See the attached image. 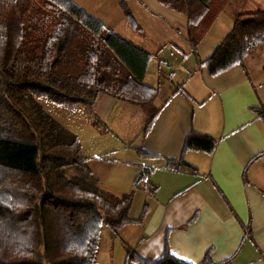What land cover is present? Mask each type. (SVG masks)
<instances>
[{
    "label": "trees",
    "instance_id": "16d2710c",
    "mask_svg": "<svg viewBox=\"0 0 264 264\" xmlns=\"http://www.w3.org/2000/svg\"><path fill=\"white\" fill-rule=\"evenodd\" d=\"M159 1L187 16L193 47L229 2ZM120 4L139 29L127 1ZM260 44L264 9L246 10L200 64L218 75L244 65ZM152 58L72 0H0V264H96L104 227L118 236L124 226L144 220L148 204L133 218L135 191L116 195L103 189L80 137L39 99L92 108L100 95H108L137 104L148 115L145 135L160 112L156 100L162 81L158 86L145 81ZM159 72L162 77L164 70ZM253 110L264 123V106ZM216 146L214 136L193 130L181 156L167 159V166L196 170L185 154L212 153ZM137 151L144 158L157 156L141 147ZM72 168L76 172L69 175ZM152 169L144 168L135 182L149 178ZM128 249L129 260L137 264H191L168 249L158 260ZM201 264L218 263L208 253Z\"/></svg>",
    "mask_w": 264,
    "mask_h": 264
},
{
    "label": "crops",
    "instance_id": "0c3cea01",
    "mask_svg": "<svg viewBox=\"0 0 264 264\" xmlns=\"http://www.w3.org/2000/svg\"><path fill=\"white\" fill-rule=\"evenodd\" d=\"M72 1L125 38L159 51L156 74L149 84L148 70L145 81L151 86L162 81L160 112L145 135L148 115L137 104L100 95L86 115L93 124L95 118L102 121L94 125L103 130L98 136L106 137L90 149L80 138L100 186L116 195L134 190L133 218L149 206L142 222L124 226L118 236L103 228L96 264H137L129 260L128 247L152 260L168 249L191 264H201L208 253L218 264H264V123L253 110L264 106V44L244 65L218 75L200 64L232 29L237 14L264 9V0H245L241 6L229 0L196 47L187 37V16L159 0H126L139 29L128 22L121 0ZM193 130L214 136L215 150L185 154L196 170L169 168L167 159L181 156ZM138 147L157 156L141 157ZM112 163L131 171L126 184L103 182L101 168ZM150 167L153 187L147 191L135 181Z\"/></svg>",
    "mask_w": 264,
    "mask_h": 264
},
{
    "label": "rangeland",
    "instance_id": "374dc122",
    "mask_svg": "<svg viewBox=\"0 0 264 264\" xmlns=\"http://www.w3.org/2000/svg\"><path fill=\"white\" fill-rule=\"evenodd\" d=\"M243 2H245V0H235L233 6H241ZM143 21L153 28L151 23H147L145 19H143ZM151 52L153 53L154 58L151 62L148 74L149 76L147 78V83L149 84L151 83L152 75L155 76L157 71V54L159 51L155 49ZM39 102L63 124L73 130L83 140L87 148L90 149L91 146H98L97 144H100L101 140L106 139L105 136H98V134L102 135L101 133H103L101 127L95 126L92 122L86 119L89 108H85L83 105L76 103L60 105L47 98L39 99ZM109 143H111V141ZM114 156L118 157V154H114ZM112 164H109L108 166L103 164L104 168H101L100 171V175H102L101 173L104 174L102 175L103 182L108 184L109 187L118 186V184L121 183L126 184L128 182V178L131 177V171L127 169L126 164H113V166ZM72 171L76 172V170L72 168L68 170V174L70 175Z\"/></svg>",
    "mask_w": 264,
    "mask_h": 264
},
{
    "label": "built area",
    "instance_id": "2783aa9c",
    "mask_svg": "<svg viewBox=\"0 0 264 264\" xmlns=\"http://www.w3.org/2000/svg\"><path fill=\"white\" fill-rule=\"evenodd\" d=\"M138 186L144 187L147 191L153 187L149 178H142L137 181Z\"/></svg>",
    "mask_w": 264,
    "mask_h": 264
}]
</instances>
